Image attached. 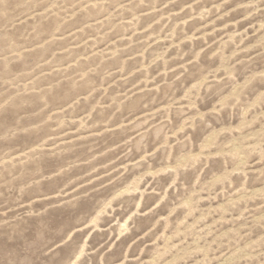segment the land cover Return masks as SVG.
<instances>
[{
	"label": "rangeland",
	"instance_id": "374dc122",
	"mask_svg": "<svg viewBox=\"0 0 264 264\" xmlns=\"http://www.w3.org/2000/svg\"><path fill=\"white\" fill-rule=\"evenodd\" d=\"M0 264H264V0H0Z\"/></svg>",
	"mask_w": 264,
	"mask_h": 264
}]
</instances>
